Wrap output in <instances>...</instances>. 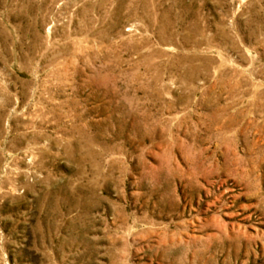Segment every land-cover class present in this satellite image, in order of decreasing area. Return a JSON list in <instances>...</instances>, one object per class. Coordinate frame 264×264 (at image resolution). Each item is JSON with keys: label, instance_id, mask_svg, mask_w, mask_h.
Wrapping results in <instances>:
<instances>
[{"label": "rangeland", "instance_id": "374dc122", "mask_svg": "<svg viewBox=\"0 0 264 264\" xmlns=\"http://www.w3.org/2000/svg\"><path fill=\"white\" fill-rule=\"evenodd\" d=\"M0 264H264V0H0Z\"/></svg>", "mask_w": 264, "mask_h": 264}]
</instances>
